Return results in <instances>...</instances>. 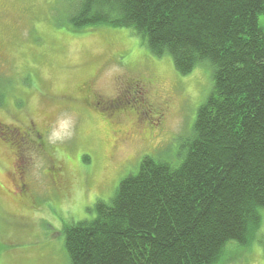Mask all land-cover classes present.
I'll use <instances>...</instances> for the list:
<instances>
[{
    "label": "rangeland",
    "instance_id": "obj_1",
    "mask_svg": "<svg viewBox=\"0 0 264 264\" xmlns=\"http://www.w3.org/2000/svg\"><path fill=\"white\" fill-rule=\"evenodd\" d=\"M65 5V0H0V92L7 101L0 118L10 121L15 106L18 124L33 121L44 132L22 176L25 192L17 177L8 179L12 155L0 146V264H69L65 225L93 219L95 202H108L144 157L176 164L197 110L212 91L207 63L180 76L169 56L153 57L130 29L72 30L57 17ZM141 72L152 78L148 99L164 114L154 129L155 119L140 114L119 91L121 78ZM82 83L106 104L82 107L77 92ZM110 101L120 108L109 109ZM57 168L62 170L55 182L50 177ZM260 216L250 245L228 243L215 264H264V209Z\"/></svg>",
    "mask_w": 264,
    "mask_h": 264
},
{
    "label": "trees",
    "instance_id": "obj_2",
    "mask_svg": "<svg viewBox=\"0 0 264 264\" xmlns=\"http://www.w3.org/2000/svg\"><path fill=\"white\" fill-rule=\"evenodd\" d=\"M65 2L57 17L74 31L130 29L178 75L212 70L184 155L144 157L93 219L65 225L69 264H215L228 243L250 245L264 209V0Z\"/></svg>",
    "mask_w": 264,
    "mask_h": 264
},
{
    "label": "flooded vegetation",
    "instance_id": "obj_3",
    "mask_svg": "<svg viewBox=\"0 0 264 264\" xmlns=\"http://www.w3.org/2000/svg\"><path fill=\"white\" fill-rule=\"evenodd\" d=\"M131 72L134 71L131 70ZM138 73L137 69L136 74ZM151 80L152 78L150 76L145 74L142 75V72L137 77H123L119 80V91L122 97L130 99L132 103L137 105L140 114L146 118H151L152 116L153 119H155L156 123L152 124L150 127L151 129H154L156 125L161 122L164 114L162 113V107L154 105L148 99L149 86L152 84ZM81 86L83 87L82 90ZM81 86H79L77 92L81 98V102L85 103V108L97 109L99 106L106 104V101L97 96L92 89L88 87L87 83H82ZM2 95L3 93L0 92V111H6L5 107L7 101ZM146 100L149 101V104ZM109 104L108 108H113L114 112L120 108L119 104L115 101H110ZM18 114L19 110L14 106L13 110L9 113L10 121H5L0 118V146L12 155L11 159L8 160L12 169V172L7 175L8 179L11 181L14 177H17V180L19 181L18 188L25 192L28 185L21 182L22 176L30 161V151L33 148H38L40 146L39 140L44 132L43 129L39 130L36 128L37 126L33 121H30L28 126L25 127L18 124ZM2 115L5 116V114ZM3 164L4 163L0 160V166ZM61 170V168H57L55 176L51 175L50 178H53L56 182V178L59 177ZM14 194L12 195L16 197Z\"/></svg>",
    "mask_w": 264,
    "mask_h": 264
}]
</instances>
